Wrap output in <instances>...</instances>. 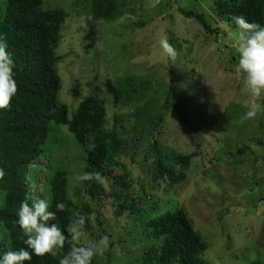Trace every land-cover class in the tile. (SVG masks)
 Wrapping results in <instances>:
<instances>
[{"label": "rangeland", "instance_id": "1", "mask_svg": "<svg viewBox=\"0 0 264 264\" xmlns=\"http://www.w3.org/2000/svg\"><path fill=\"white\" fill-rule=\"evenodd\" d=\"M149 3L44 0L45 7L66 12L56 50L61 101L70 112L90 94L104 103L107 126L126 141L117 171L129 175L131 193L145 210L139 221L143 226L134 224V229L129 212L117 215L113 197L95 200L83 192L95 219L85 224L81 243L106 235L109 246L96 256L97 264H138L154 241L147 235V220L183 208L208 243L203 257L209 264L264 263V113L240 122L249 94L235 71L238 28L220 19L214 0H163L157 8ZM108 6H118L135 20L106 19L101 12ZM181 9L203 13L218 34ZM165 37L178 52L175 62L159 46ZM126 78L136 82L137 90L128 92L126 83L119 84ZM158 112L163 119L157 127L138 117ZM62 131L70 133L65 125ZM154 140L189 158L184 181L162 187L155 179ZM72 142L55 156L69 168L74 188L83 185L76 177L85 162ZM45 176L42 171L34 189L49 200ZM104 183L110 188V182ZM0 240L9 241L4 228Z\"/></svg>", "mask_w": 264, "mask_h": 264}, {"label": "trees", "instance_id": "2", "mask_svg": "<svg viewBox=\"0 0 264 264\" xmlns=\"http://www.w3.org/2000/svg\"><path fill=\"white\" fill-rule=\"evenodd\" d=\"M214 5L220 19L233 27H237L233 15L264 26V0H214ZM181 12L218 34L219 29L212 28L203 13L184 9ZM101 14L110 20L120 18L124 13L118 6H113ZM65 19L66 12L62 7L47 8L44 0L0 1V36L6 38L7 51L15 61L14 78L18 84L11 108L0 109V168L5 171L4 179L0 180V191L6 192L5 202L0 207V228L6 229L9 237V241L0 240V256L9 250L27 248L18 213L26 197H31L30 205L32 200L39 198L34 188L42 171L46 173L44 183L50 193L49 210L56 213V220L49 223H56L64 230L74 214L95 216L93 205L82 195L85 192L95 200L113 197L117 215L129 212L134 219L131 226L134 229L136 224L143 226L139 221L145 210L131 193L129 175L117 171L123 166L119 156L126 141L115 128L107 126L104 103L95 94H90L70 112L68 105L61 101L62 84L57 71L59 57L56 50ZM123 83L129 86L128 92L137 90L132 78L119 81V84ZM74 93L78 95L79 90L76 88ZM138 117L157 127L162 122L163 112ZM64 125L70 132L65 136ZM69 141L81 150L80 157L85 162L81 172H99L110 182V188L96 180L82 181L83 185L71 187L69 168L56 158V153ZM239 150L244 151V148ZM152 155L155 179L159 182L175 186L187 178L185 169L189 168L190 162L186 155L164 150L158 140L152 142ZM70 197L77 203L73 204ZM58 202L66 204L65 211L57 210ZM90 221L86 220V224ZM146 225L147 235L154 241L142 253L138 264H209L203 257L208 243L183 208L150 218ZM140 234L134 239L140 238ZM68 250L66 243L63 251L67 253ZM25 264H59V257H37L33 253L32 260ZM92 264H97L96 256ZM255 264H260V260Z\"/></svg>", "mask_w": 264, "mask_h": 264}, {"label": "clouds", "instance_id": "3", "mask_svg": "<svg viewBox=\"0 0 264 264\" xmlns=\"http://www.w3.org/2000/svg\"><path fill=\"white\" fill-rule=\"evenodd\" d=\"M162 2L163 0H150L147 7L157 8ZM127 20H135V17L126 12L119 18L120 23ZM232 20L238 28L235 39L239 61L235 71L242 76L249 94L244 104L247 111L240 118V122L244 123L264 113V26L258 22H248L243 16L233 15ZM159 46L168 59L172 62L177 60L178 52L166 37L159 41ZM7 47L6 38L0 36V109H10L12 99L18 92V84L14 78L15 61L11 53L7 51ZM4 177L5 171L0 168V180ZM76 179L77 181L105 182V178L99 172H83ZM161 185L164 186L163 181ZM4 196L6 192L0 191V207L5 202ZM29 199L31 197H26L21 203L18 213V223L26 237L24 243L27 248L4 252L0 256V264H25L26 261L32 260L33 253L37 257L47 255L59 257V264H92L95 256L104 255L109 246L108 236L105 235L98 241H92L86 245L81 243L85 236L86 220H94V214L88 217L74 214V218L62 230L56 223H49L56 220V213L49 210L50 205L47 199L36 198L32 200L31 205L28 203ZM70 199L73 204L77 203L75 198L70 197ZM66 207L63 202L56 204L59 211H65ZM66 243L69 245L67 253L63 251Z\"/></svg>", "mask_w": 264, "mask_h": 264}]
</instances>
